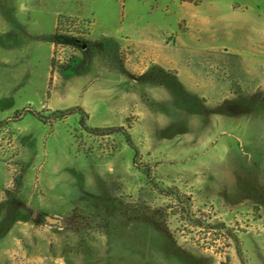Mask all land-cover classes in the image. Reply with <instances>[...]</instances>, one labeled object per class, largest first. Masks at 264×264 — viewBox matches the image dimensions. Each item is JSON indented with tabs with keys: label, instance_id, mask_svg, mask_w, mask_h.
Wrapping results in <instances>:
<instances>
[{
	"label": "rangeland",
	"instance_id": "374dc122",
	"mask_svg": "<svg viewBox=\"0 0 264 264\" xmlns=\"http://www.w3.org/2000/svg\"><path fill=\"white\" fill-rule=\"evenodd\" d=\"M54 15L53 60L67 87L80 65L121 69L144 29L206 28L218 46L259 49L254 57L248 51L254 60L244 67H206L221 95L211 100L179 87L171 112L158 99L108 95L101 90L108 85L97 84L87 123L97 127L120 111L150 173L134 166L122 133L88 132L79 113L57 119L75 106L51 105ZM263 58L264 0H0V121L26 107L55 118L45 124L28 113L0 126V239L25 237L33 223L53 231V250L72 249L64 244L70 237L74 249L95 243L110 253L102 264H264ZM227 119L232 128L220 124ZM3 249L0 264L27 261Z\"/></svg>",
	"mask_w": 264,
	"mask_h": 264
},
{
	"label": "crops",
	"instance_id": "0c3cea01",
	"mask_svg": "<svg viewBox=\"0 0 264 264\" xmlns=\"http://www.w3.org/2000/svg\"><path fill=\"white\" fill-rule=\"evenodd\" d=\"M57 23L58 15H54L52 38H55ZM196 31L200 34L194 33L195 31L191 29L180 33L167 29L160 31L141 30L135 34L136 40L130 43L131 47L127 48L126 62L121 69L118 67L113 69L109 65H91L87 71L76 75L73 79L75 82L71 80L74 84L69 87L63 85L66 81L64 76L62 78L63 72H56L51 86V105L57 109L80 106L87 112L86 107L89 104L87 99L91 98L94 92L100 90L96 88L97 84L104 86L107 84L108 88L101 90H104L103 92L108 95H115L116 92H119L120 96L127 98L158 99L154 101L158 108L166 109L168 112L174 111L176 108L172 99L176 97V89L179 87H185L188 91L195 93L194 95L198 94L202 98L214 99L223 92L221 90L223 85H221V81L214 80L208 75L206 67L210 71L211 67L214 66L240 65L244 67L246 63L248 64V60H254V58H246L248 51L254 57L255 51L259 48L254 45L243 44L240 46L231 44L218 46L216 43L209 42L208 29L202 28ZM172 34H175L176 40L174 38L168 43L164 42L166 38L171 39ZM54 49L55 41L52 40L48 78L51 77ZM135 74H137V78H134ZM147 75H150V78L147 79ZM68 78L71 79L72 76ZM121 78H124L125 84L123 87H118L117 81ZM226 86L228 87V85ZM211 92L215 93L210 95ZM99 95L103 96L104 94ZM211 96L213 97L210 98ZM209 104L214 105L211 102ZM124 119L125 115L118 111L114 112L111 118L105 119L103 123H98L95 126L99 128L124 126L122 125ZM230 121L231 119H227L220 124L223 127H228ZM189 122H192L194 128H197L196 121L189 120ZM171 123L173 124V121ZM211 124L213 125V122ZM230 127L232 128V126ZM27 225L29 226L28 231L31 230L32 232L24 233L23 236L25 237L16 238L15 236L9 239L6 236L0 239V254L4 252V246L5 250L12 248V256H17L20 260L26 259V262L22 260L24 264L29 262L30 264H102L99 261L101 257L110 256L109 252L105 253L98 248L95 249V243L88 250L74 249L71 237L66 238L64 244L72 246V249L59 250L56 248L53 250L50 246L56 242V237L53 236L52 230L48 233L47 229L38 228L33 223ZM9 244L11 247H8Z\"/></svg>",
	"mask_w": 264,
	"mask_h": 264
},
{
	"label": "trees",
	"instance_id": "16d2710c",
	"mask_svg": "<svg viewBox=\"0 0 264 264\" xmlns=\"http://www.w3.org/2000/svg\"><path fill=\"white\" fill-rule=\"evenodd\" d=\"M58 36H59V32H58V27H57V31H56V34H55V44L57 45V39H58ZM58 68H56L55 66V62L54 60H52V70H51V77H50V84L52 83V80H53V76L55 74L56 71ZM60 69L62 70H67V68H64V67H60ZM87 69L86 65H80L77 69H72V71L75 73H81V72H84L85 70ZM32 114L35 118H37L39 121L47 124V123H51L52 121L55 120L54 116L51 115V116H47V115H44L42 114L41 112L37 111L36 109L32 108V107H26L22 113H20L19 115H15L13 117H9L3 121H0V126H3L5 124H8L9 122H12V121H19L21 119H23L24 116H26V114ZM56 113H59L61 114V116L57 117V119L59 118H63L64 116H69V115H72V114H81V119H80V125L82 126L83 129H85L86 131L88 132H91V133H104V132H109V131H112V132H120L122 133L125 138H126V141L128 143V145L134 150V159H133V164L134 166L136 167H145L146 169H148V171L151 173L152 169H153V165L150 164V163H144V162H140L139 159H140V156H141V152H140V149L139 147L134 143L133 139H132V136L131 134L129 133L128 129L129 127L126 126L128 123H129V120L127 119L126 120V125L124 126H118V127H108V128H99V127H90L88 125V119H89V114L80 106H75L71 109H68L66 111H59V112H56ZM157 188V186H156ZM162 195L167 193L165 191H159ZM168 195H171L173 194V192H169L167 193ZM176 195L177 196H180L181 197V193L179 192H176ZM181 199V198H180ZM178 203H183L181 201H178ZM191 222L195 223L197 226H202L203 227V221L201 220H192Z\"/></svg>",
	"mask_w": 264,
	"mask_h": 264
},
{
	"label": "water",
	"instance_id": "95a60500",
	"mask_svg": "<svg viewBox=\"0 0 264 264\" xmlns=\"http://www.w3.org/2000/svg\"><path fill=\"white\" fill-rule=\"evenodd\" d=\"M47 222L50 224V225H61L62 224V221L60 218H56V217H47Z\"/></svg>",
	"mask_w": 264,
	"mask_h": 264
}]
</instances>
